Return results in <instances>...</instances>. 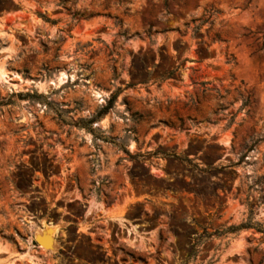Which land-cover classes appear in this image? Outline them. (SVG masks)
Returning <instances> with one entry per match:
<instances>
[{
  "label": "rangeland",
  "instance_id": "1",
  "mask_svg": "<svg viewBox=\"0 0 264 264\" xmlns=\"http://www.w3.org/2000/svg\"><path fill=\"white\" fill-rule=\"evenodd\" d=\"M0 64V264H264V0H0Z\"/></svg>",
  "mask_w": 264,
  "mask_h": 264
},
{
  "label": "bare ground",
  "instance_id": "2",
  "mask_svg": "<svg viewBox=\"0 0 264 264\" xmlns=\"http://www.w3.org/2000/svg\"><path fill=\"white\" fill-rule=\"evenodd\" d=\"M2 64V63H1ZM0 64V78H3L4 76H5V71H4V67H3V65H1ZM47 228H54L53 226H47V227H43V228H41V230L43 231V230H45L46 231V229ZM54 232L52 231V229H51V231L49 232V233H47V235H43V236H41V235H39V237H40V239H42L43 241H44V243H45V245L47 246L48 245V237H49V235H51V234H53ZM35 235H36V233H35ZM29 262V261H28ZM30 263L31 264H34L32 261H30Z\"/></svg>",
  "mask_w": 264,
  "mask_h": 264
},
{
  "label": "water",
  "instance_id": "3",
  "mask_svg": "<svg viewBox=\"0 0 264 264\" xmlns=\"http://www.w3.org/2000/svg\"><path fill=\"white\" fill-rule=\"evenodd\" d=\"M50 231H51L50 228H47V229H46V232L49 233ZM34 240L36 241V243H42V244L45 245L44 241H43L42 239H40L39 235H35V236H34Z\"/></svg>",
  "mask_w": 264,
  "mask_h": 264
},
{
  "label": "trees",
  "instance_id": "4",
  "mask_svg": "<svg viewBox=\"0 0 264 264\" xmlns=\"http://www.w3.org/2000/svg\"><path fill=\"white\" fill-rule=\"evenodd\" d=\"M193 30L196 32V31L198 30V26L195 25V26L193 27ZM174 70H175V69L170 70L169 73H170V74H173ZM250 148H251V146H250L248 149H250ZM232 228H234V227H232Z\"/></svg>",
  "mask_w": 264,
  "mask_h": 264
},
{
  "label": "crops",
  "instance_id": "5",
  "mask_svg": "<svg viewBox=\"0 0 264 264\" xmlns=\"http://www.w3.org/2000/svg\"><path fill=\"white\" fill-rule=\"evenodd\" d=\"M4 251V249H0V255H4L5 254V252H3Z\"/></svg>",
  "mask_w": 264,
  "mask_h": 264
}]
</instances>
